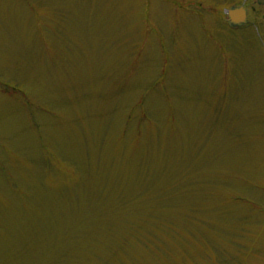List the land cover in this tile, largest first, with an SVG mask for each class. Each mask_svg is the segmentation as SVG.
Masks as SVG:
<instances>
[{
	"label": "rangeland",
	"instance_id": "1",
	"mask_svg": "<svg viewBox=\"0 0 264 264\" xmlns=\"http://www.w3.org/2000/svg\"><path fill=\"white\" fill-rule=\"evenodd\" d=\"M263 16L0 0V264H264Z\"/></svg>",
	"mask_w": 264,
	"mask_h": 264
},
{
	"label": "water",
	"instance_id": "2",
	"mask_svg": "<svg viewBox=\"0 0 264 264\" xmlns=\"http://www.w3.org/2000/svg\"><path fill=\"white\" fill-rule=\"evenodd\" d=\"M258 4H264V0H256ZM229 27L236 28L247 22V8L244 5H232L224 9ZM264 18V16H263Z\"/></svg>",
	"mask_w": 264,
	"mask_h": 264
},
{
	"label": "flooded vegetation",
	"instance_id": "3",
	"mask_svg": "<svg viewBox=\"0 0 264 264\" xmlns=\"http://www.w3.org/2000/svg\"><path fill=\"white\" fill-rule=\"evenodd\" d=\"M247 12H248V9H247Z\"/></svg>",
	"mask_w": 264,
	"mask_h": 264
}]
</instances>
